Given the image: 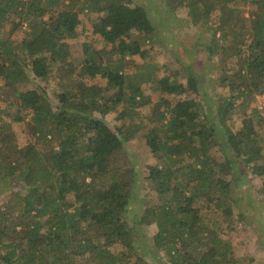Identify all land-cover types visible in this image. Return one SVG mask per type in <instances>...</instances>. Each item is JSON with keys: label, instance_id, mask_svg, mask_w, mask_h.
<instances>
[{"label": "trees", "instance_id": "16d2710c", "mask_svg": "<svg viewBox=\"0 0 264 264\" xmlns=\"http://www.w3.org/2000/svg\"><path fill=\"white\" fill-rule=\"evenodd\" d=\"M166 1L195 31L212 30L205 51L219 58L218 86L231 94L215 115L191 97L199 79L188 68L157 78L130 62L155 39L134 0H0V264H236L222 226L202 210L230 229L233 190L248 175L262 178L255 194L264 198V116L251 107L264 96V0ZM235 1L253 7L248 17ZM84 16L103 48H76ZM22 27L25 37L13 40ZM230 58L237 70L228 75ZM131 66L147 70L127 74ZM56 75L59 89L48 95L38 81ZM96 77L104 85L84 82ZM152 83L166 96L156 103L142 88ZM236 100L241 127L232 132ZM152 104L146 124H135ZM119 107L115 127L105 117ZM14 123L30 137L21 147ZM139 134L156 160L145 172L155 196L130 219L138 174L130 161H111ZM139 225L155 226L148 247Z\"/></svg>", "mask_w": 264, "mask_h": 264}, {"label": "rangeland", "instance_id": "374dc122", "mask_svg": "<svg viewBox=\"0 0 264 264\" xmlns=\"http://www.w3.org/2000/svg\"><path fill=\"white\" fill-rule=\"evenodd\" d=\"M136 4L143 7L155 28L154 40L151 44L145 47V57H134L130 60L134 65L146 64L151 69L154 77L169 76L177 69L188 68L190 73L196 74L199 79V94L192 95V98L196 97L197 101L204 106V111L212 115L216 114V108L219 104L218 98H228L230 93L227 89L220 88L218 86V80L223 74L222 66L220 65L217 55L209 57V54L205 51V44L213 36L212 30L204 27L200 31H195L188 21L187 12L182 8L177 11L171 12L170 6L166 0H134ZM229 6L237 7L240 9L244 17H248L253 7H250L242 2H233ZM220 14L213 13L211 20H216ZM226 16V15H225ZM13 19V18H12ZM6 27V30H8ZM93 25L88 17H82L79 30V37L77 38L76 48L78 49L81 43L88 44L91 49H101L103 44L98 37L93 34ZM231 29L232 26H231ZM219 33L216 34V37ZM25 28L18 29L11 38L15 41H21L25 37ZM248 36L246 35L245 38ZM236 61L233 58L226 63V70H229L230 75L234 70H237ZM147 70V69H146ZM145 68L137 70L131 67L127 68L125 72L127 74H133L136 72H144ZM156 75H155V74ZM60 75V74H59ZM55 74H52L54 77ZM181 82H185L182 74ZM179 80V76H176ZM59 82V78L56 75L54 80L50 81H38L39 85L46 89L48 95L54 94L59 88L56 85ZM86 84H98L104 85V80L101 78L85 79ZM155 83L142 85L143 91L151 96L152 103H156L160 98L166 97L160 95L155 89ZM176 98L171 97L169 100L174 101ZM11 102V99H10ZM239 100L233 104L235 105V112H232L233 116L230 117L227 125L232 132H236L241 127L242 112L238 107ZM153 105L138 109L137 113H140V119L135 124H146L144 116L149 115L153 109ZM3 106H5L3 104ZM251 107L261 109V115L264 116V96H257ZM210 109V111H208ZM120 111V107L117 111L111 112L105 117V121L110 125L118 127L122 124L121 121L116 120V115ZM238 115V116H237ZM13 129L17 134L18 143L21 146L26 144L30 137L26 132L24 124H13ZM141 134L131 142L125 144L124 151L120 152L111 161L113 165H126L130 161L134 170L137 172L138 177L135 181V185L132 188V196L129 203V218H135L140 216L143 210V199L153 198L155 193L151 190V185L145 180L146 167L148 165H154L156 163L155 158L150 154L143 141L140 139ZM249 171V170H248ZM249 179H245L246 183L238 182V188H234V200L233 216L231 217L230 229H227L226 223L223 222V217L215 215L213 209H203L202 215L205 214V221L209 225L220 224L223 232L221 237L230 244V251L236 264H264V198L257 197L255 190L261 188L262 178L257 176L248 175ZM249 180V181H247ZM6 184L0 182V187H5ZM246 187H250L253 190L249 195ZM263 197V196H261ZM3 195H0V205L3 203ZM143 200V201H142ZM237 200V201H236ZM259 200V201H258ZM155 231V226L151 225L149 228L139 225L137 229L138 236L144 244L149 246L150 237ZM135 234V231H133ZM151 243V242H150ZM146 247V248H147ZM113 252H119L121 248L115 246L111 248ZM77 264V263H76ZM78 264H86L85 262L78 261Z\"/></svg>", "mask_w": 264, "mask_h": 264}]
</instances>
